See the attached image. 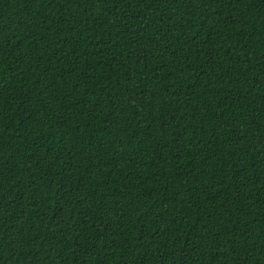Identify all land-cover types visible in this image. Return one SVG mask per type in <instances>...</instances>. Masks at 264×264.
<instances>
[{
	"label": "trees",
	"instance_id": "obj_1",
	"mask_svg": "<svg viewBox=\"0 0 264 264\" xmlns=\"http://www.w3.org/2000/svg\"><path fill=\"white\" fill-rule=\"evenodd\" d=\"M0 264H264V0H0Z\"/></svg>",
	"mask_w": 264,
	"mask_h": 264
}]
</instances>
